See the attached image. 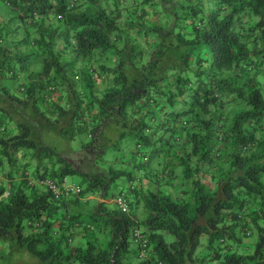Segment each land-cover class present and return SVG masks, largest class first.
<instances>
[{"label":"trees","instance_id":"1","mask_svg":"<svg viewBox=\"0 0 264 264\" xmlns=\"http://www.w3.org/2000/svg\"><path fill=\"white\" fill-rule=\"evenodd\" d=\"M0 3V77L23 95L13 123L0 113V256L8 245L44 264H264V0ZM52 129L99 157L113 131L131 136L134 154L85 170L71 145L46 143ZM27 174H72L80 189L54 197ZM121 177L127 212L82 208Z\"/></svg>","mask_w":264,"mask_h":264},{"label":"rangeland","instance_id":"2","mask_svg":"<svg viewBox=\"0 0 264 264\" xmlns=\"http://www.w3.org/2000/svg\"><path fill=\"white\" fill-rule=\"evenodd\" d=\"M3 10H4L3 7H1L0 5V11H3ZM11 43L12 41H8L7 44H11ZM23 48L24 47L20 46L18 49L24 50ZM6 78L0 77V86L6 85L7 87L6 91L0 88V113L4 111L7 116L6 118L7 122L13 123L12 118H15L14 113L21 109V107H19L20 103H18L16 99L23 98V95L19 92L16 82L12 79H6ZM228 105H229V111L232 113L241 104L233 103V101L232 102L230 101ZM33 113H36V111H34ZM110 135H109V138H104V142L108 145L105 149V152L103 153V157L100 156L102 157L101 158L102 161L104 160V163L106 162L110 163L112 166L119 168V169L127 168L126 164L129 160L132 159V156H133L132 154H134L133 153V149H134L133 138L131 136H126L123 139H120L119 137H117L114 131ZM42 136L45 137L46 143L48 145L54 146L55 149L60 153L64 152L66 154L65 149L69 148L70 147L69 145H71L73 149L78 148V140H79L78 135H76L78 137H71L67 139L63 134L60 133L58 129H52L51 131H48V133H45ZM68 142H70V144H67ZM114 142H117L116 145H114ZM98 154L99 153L95 149L93 151H90L85 148H82L80 150V153L78 154V157L74 159V163H78L80 167L85 170H90V169L92 171L102 170L104 167L101 161H99L100 157ZM123 154L125 155L124 157L119 156ZM148 162H149L148 168H153L155 166L154 158H151ZM76 178L77 176L70 174L69 176H67V183H70L72 180ZM121 179L125 181L124 177H121L119 179L117 178L116 181L112 182L111 185L112 186L116 185L117 183H119ZM127 196L129 197L128 193H127ZM165 235H166L165 236L166 240H170L173 237V235L170 233H166ZM206 238L207 236L205 234L202 236V238H200V241L204 242ZM249 239L251 240L250 237L246 236L243 240L246 242L247 241L249 242ZM254 239H256V234L254 235ZM82 243H83L82 240L78 241L76 238H74L72 240L71 245L72 244H82ZM133 246L134 244L130 243V248H133ZM0 263L2 264H44V262L40 260L39 257L32 254L30 251H28L27 248L21 247V246H12L8 248V245H6L5 247L4 255L0 256Z\"/></svg>","mask_w":264,"mask_h":264},{"label":"built area","instance_id":"3","mask_svg":"<svg viewBox=\"0 0 264 264\" xmlns=\"http://www.w3.org/2000/svg\"><path fill=\"white\" fill-rule=\"evenodd\" d=\"M77 77V76H76ZM144 161L148 159V155H144L143 157ZM27 181L29 184H40L41 186H45L54 197L60 196L64 192H77L80 189L79 183L75 180H72L70 183H67V177L61 178V180L55 181L48 178H42V177H33L29 174L26 175ZM128 186L131 188L134 186L133 181L128 182ZM114 204L117 205V207L123 211L127 212L129 209V201L128 198L125 195V192H117L113 196ZM134 239L138 243V247L140 249L139 251V257H144L146 254L145 246H146V239L143 237L145 236L139 229H135L134 231Z\"/></svg>","mask_w":264,"mask_h":264},{"label":"crops","instance_id":"4","mask_svg":"<svg viewBox=\"0 0 264 264\" xmlns=\"http://www.w3.org/2000/svg\"><path fill=\"white\" fill-rule=\"evenodd\" d=\"M261 79H264V78H261ZM82 149V147H80V145L78 146V148L76 149H73L71 148L69 150V153H67L68 157H76L78 156V154L80 153V150ZM180 177H179V174L176 175L174 178H173V183L175 185V188H177L176 186L181 185L180 184ZM145 181V180H144ZM145 183H149L148 180L145 181ZM126 184V181H123L122 179L119 181V183H117L116 187H112L109 192L111 193L110 196L108 197H103L102 196V193L101 192H96V194H90L88 195L84 201H85V204H83L84 206H82L83 209H89L93 206L94 202L95 201H101V200H104L106 201L107 203H109L112 207H114V201H113V196H114V193L117 191V188H119L120 186L122 185H125ZM179 189V188H177ZM94 198V199H93ZM94 201V202H93ZM136 213H137V217L139 218V220L141 219H144L145 216H146V212L141 208V206H139L136 210ZM85 234V231L82 229V227H77L75 228V232L73 233L72 237H71V242L74 238H76L78 241L79 240H82L83 236ZM75 245V244H72L70 245L72 248V246ZM2 248V244L0 243V250Z\"/></svg>","mask_w":264,"mask_h":264}]
</instances>
